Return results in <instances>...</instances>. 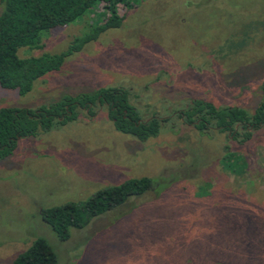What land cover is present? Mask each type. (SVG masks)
<instances>
[{"label":"rangeland","instance_id":"1","mask_svg":"<svg viewBox=\"0 0 264 264\" xmlns=\"http://www.w3.org/2000/svg\"><path fill=\"white\" fill-rule=\"evenodd\" d=\"M122 2L119 28L65 58L24 96L0 87V108L36 109L118 87L141 119L165 120L160 132L145 141L119 133L107 108L97 107L94 116L80 112L20 140L0 159V264L39 237L58 264H264V130L242 143L176 117L193 99L254 112L264 84V0ZM105 18L98 7L43 33L41 49L17 54L61 53ZM141 177L155 184L65 242L40 217L43 208Z\"/></svg>","mask_w":264,"mask_h":264},{"label":"trees","instance_id":"2","mask_svg":"<svg viewBox=\"0 0 264 264\" xmlns=\"http://www.w3.org/2000/svg\"><path fill=\"white\" fill-rule=\"evenodd\" d=\"M119 2L129 6L134 0H0V87L15 90L21 96L27 94L35 81L59 70L65 58L103 32L119 28L122 24ZM98 7L105 10V20L90 26L87 33L75 39L65 51L39 57L18 56L21 48L41 49L43 33L73 24ZM97 107L107 108L108 118L117 132L141 141L157 136L165 121L155 117L141 119L128 101V91L118 87L64 95L57 102L36 109L3 107L0 108V159L10 156L20 140L59 129L76 120L80 112L94 116ZM176 117L200 133L213 130L226 135L228 140L247 142L254 133L264 130V84L260 102L252 114L241 108L216 107L193 99ZM228 152L229 148L225 147L224 156ZM229 161L226 158L223 163ZM154 184L148 177L127 179L96 191L84 201L43 208L39 214L55 237L65 242L71 230L83 229L95 217L121 206L133 196L146 193ZM10 264H58V257L49 242L39 237Z\"/></svg>","mask_w":264,"mask_h":264}]
</instances>
